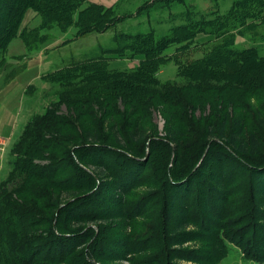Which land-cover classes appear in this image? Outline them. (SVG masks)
<instances>
[{"label": "rangeland", "instance_id": "1", "mask_svg": "<svg viewBox=\"0 0 264 264\" xmlns=\"http://www.w3.org/2000/svg\"><path fill=\"white\" fill-rule=\"evenodd\" d=\"M152 1L84 0L83 6L90 3L102 12L108 9L107 15H126L101 32L78 34L74 24L77 17L65 28L45 27H57L61 32L73 28L75 33L66 36L64 42H80L66 48L58 66L91 62L103 56L108 73L125 74L116 78L123 82L116 86L104 78L61 83L44 79V73L37 85L32 80L27 84L23 100L27 112L17 132L0 135V151L7 150L8 168L0 181V203L9 196L22 198L39 212L42 224L37 228L42 236L37 242L57 250L52 260H37L34 264H81L78 254L87 246L99 252L92 264H264V22L255 19V28L236 36L231 47H255L258 62L246 61L244 69L230 75L233 78L215 72L183 74L173 59L157 66L155 79H151L154 82H141L136 70L144 61L142 52L108 51L128 41L123 35L153 30L158 38L185 23L180 14L189 7L199 15L214 11L216 16L225 14L234 2L184 0L149 5ZM139 6H143L141 11ZM38 28L28 29L32 32ZM21 29L26 28L19 25L18 33ZM37 34L33 35L41 37L40 41L32 37L33 46L25 43L28 53L46 41ZM213 40L212 34L198 33L193 38L197 52L176 53L179 44H172L162 54L175 55L178 60L196 58L201 55L199 46ZM17 60L7 63L4 56L0 70L9 64H24ZM58 115L68 123H61ZM235 119L243 125L240 138L248 147L246 153L238 152L244 167L224 160L229 154L216 143L211 144L200 163L203 147L217 136L219 125L226 122L221 140L227 143ZM251 134L258 141L254 154L249 152ZM160 140L174 145L173 163L168 162L169 145ZM90 144L105 147L95 150L87 147ZM107 146L128 151L143 161L124 158ZM71 151L96 174L95 180L73 166ZM20 156L32 158L35 163L54 164L25 180L26 188L21 190L17 180L9 176L13 161ZM111 196L118 200L111 201ZM173 196L189 203L188 225L179 230L175 229L176 211L169 201ZM93 198L94 204L89 202ZM85 203L91 211L85 209ZM80 213L85 216L76 219ZM56 214L58 223L65 227L53 232L50 223ZM91 226L98 227L92 243ZM158 226L164 233L161 230L157 234ZM73 234L79 238H72Z\"/></svg>", "mask_w": 264, "mask_h": 264}, {"label": "trees", "instance_id": "2", "mask_svg": "<svg viewBox=\"0 0 264 264\" xmlns=\"http://www.w3.org/2000/svg\"><path fill=\"white\" fill-rule=\"evenodd\" d=\"M157 1L163 2L165 5H170L173 2H184V0H153L149 3V5ZM0 4H2V6H0V55L3 54V57L5 55V50L8 43L18 33V28L24 13L27 9L30 8L34 9L38 14L42 16L43 27L56 25L60 28H65L73 22L72 19L77 17L74 21V24L77 26L78 34L80 35L91 32H101L113 23L118 21L120 22L121 20L126 18V15L124 14L118 17L111 16L110 14L107 15L108 9L102 12L101 9L94 4L89 3L87 6H83L84 0H0ZM142 7L143 6H139L138 10H140V8ZM4 8L7 9L5 13L1 11ZM260 8H264V0H234L233 4L225 14H217L216 16L214 11L207 12V14L201 13L199 15L198 12L190 9L189 7L182 14H180V16L184 17L185 23L173 26L170 29L169 33L164 34L158 38H155L153 36V30H150V33L148 34H136L133 36L130 34H125L123 35V37L127 38L128 41H125L121 46L118 44V47L110 49L108 51H119L121 52V54L125 50H130L132 53L142 52L144 55V61H141V64H139L138 69L136 70L137 75H140V79H142L139 80L141 82H150L151 79H155L154 71L155 69H157V66L161 63H165L173 59L176 60V63L179 65L178 67L182 68L180 70V73L183 74L195 73L197 71L198 73L207 75L213 74L212 72H215L218 74H226V78H233L230 77V75H232L235 70L237 72L244 69L245 65L243 66V64L246 61L258 62V54L255 47L250 49L238 50L233 49L231 46L234 45L237 35H244V31H250L252 28L256 27L255 19H257V21L262 19V22H264V9ZM212 15L213 17H210ZM34 33L36 35L37 31L20 32V36L22 37L26 45H30V38L32 37L38 38L39 41L40 39H42L41 37H36L35 35H33ZM198 33H207L214 36V42L208 43L209 45L205 44L203 46H199V50H201V55L199 57L187 58L188 60H178L175 55L166 57L162 54V52L172 44H179V46H177L175 49L176 53L187 52L188 54V51L192 53L197 52V45L193 44V38ZM217 39H220L221 41L215 42V40ZM30 46H33V42H31ZM3 57L0 60V63H2ZM19 60L20 59H18L17 61ZM261 61H264V58ZM105 62L106 59L103 56H98L95 57V59L91 62L68 63L64 66H57L54 70L44 74L43 77L44 79L50 81H59L61 83H63L64 81H69L68 79L78 78H83L84 80L104 78L106 80H112V83H115L116 86H118L117 84L119 83H123L117 81L116 78H120L118 76H121L125 73H108L106 71L107 68ZM23 68L24 64L19 63L16 66L15 64H9L4 70L6 73L4 76L5 78H3V82H7L12 79L15 75L20 73ZM126 74L130 75L131 77L135 76L130 73ZM105 110L106 109L102 110L101 114L105 112ZM61 116L62 115H58L59 120ZM64 120L66 122V119H61L60 122L64 123ZM231 124L232 125L229 130L227 143L221 140L224 139L226 122L223 121L219 125L218 131L216 132L217 136L209 139V141L204 145L202 152L204 150L205 151L201 154L202 157H198V159L201 157V160L199 159L200 163L203 162L204 156L206 155V152L211 144L216 143L219 146L223 147L229 154V156H227L224 160L234 163L236 162L241 167H244V165H242L243 163L240 161V154H238V152L246 153L248 149L247 145L240 138L243 125L236 119L232 120ZM160 141H164L167 143V145H169L170 150L168 162L173 163L175 152L174 145L169 143L170 141ZM249 141L252 144V148H250L249 152H252L254 154L256 153L255 150L258 147L257 137L254 134H251ZM87 147L94 148L95 150H104L100 147H105V145L90 144L87 145ZM107 147L109 148V150L111 149L115 152H118L124 158L127 157L136 162L143 161L137 156L132 155L128 151L109 146ZM171 154L172 158H169ZM28 159L29 160H26V158L24 159L21 156L18 157L15 162L13 161L12 169L11 171H9V176L12 177V179L17 180L21 187V190H24L26 188V185H24L25 180L28 182L29 178L36 177L39 173L42 174L43 170H45L46 167L53 166L54 164V161L45 164L37 162L35 163L32 158ZM70 159L73 166L81 170L87 177L94 180L96 179V174L85 168V165L82 162L81 157H79V154L71 151ZM218 159L219 161H222L221 158L218 157ZM121 164H123V161H121ZM79 177L80 176H78L77 178ZM80 179H82V177H80ZM109 198L111 201L118 200L115 199V197L113 198L112 196ZM6 199V202L2 203V205L0 203V263L26 264L28 262L29 264H34V262L37 260L47 261L55 258L54 253L57 250L52 251L51 248H46L45 244H38L37 242L38 239H40V236H42L40 230L37 228L39 227L40 223L42 224L41 216L37 214L39 212H37L34 208L28 206L26 202L21 201L22 198L16 197L15 199H13L9 196ZM224 199L226 201L225 196ZM169 201L173 203L176 211L177 224L175 229L179 230V228L186 227L188 225V218H190L189 210H186L188 209L186 207L189 205V203L185 202L180 197L176 198L174 196L172 200L170 199ZM89 202H92L94 204L95 198L91 199V201ZM145 203L147 202L145 201ZM85 205V209L91 211L89 208H87V203H85ZM168 205L169 204H167V206ZM200 205V203L197 204L198 207H200ZM210 205L212 206V203ZM94 207L96 206L94 205ZM71 216L74 217L73 211ZM75 216H77L76 219H80L79 217L85 215L80 213V215L77 214ZM59 220L60 219L57 214L52 218L50 229L53 232L54 230H60L62 224L60 225V223H58ZM64 227L61 230H64ZM157 229V234L161 233V226H158ZM91 233L92 243L93 240L96 239V236H98V227L93 228L91 226ZM162 233H164V229L162 230ZM79 236L82 237L81 234ZM72 238L76 239L79 237L73 234ZM76 245H78V243ZM71 248L69 249V251H67V253L71 252ZM60 253L62 254V252ZM98 254V251H93L91 248H89V246H87L86 250H84L82 254L79 253L78 255L81 257V264H92V261L97 258L96 255ZM22 259L25 261H21Z\"/></svg>", "mask_w": 264, "mask_h": 264}, {"label": "crops", "instance_id": "3", "mask_svg": "<svg viewBox=\"0 0 264 264\" xmlns=\"http://www.w3.org/2000/svg\"><path fill=\"white\" fill-rule=\"evenodd\" d=\"M95 1L98 0H91V2ZM23 16L20 23L21 28H26L24 31L28 32L31 31L28 28L39 26L40 28L35 31L46 41L39 46L38 50L28 53L19 32L7 45L4 55L7 63H13L20 59L25 66L20 73L7 82H3L5 72L0 70V135L2 136H11L17 132L16 130L24 121L27 109H25L23 100L27 84L32 80L37 85L42 74L52 71L58 66L57 62L67 47H75L80 43L76 39L64 42L66 36L75 33L73 28L67 32H61L57 27H43L40 15L33 9L26 10ZM93 42L87 43L91 46ZM6 151V149L0 151V181L8 171Z\"/></svg>", "mask_w": 264, "mask_h": 264}]
</instances>
